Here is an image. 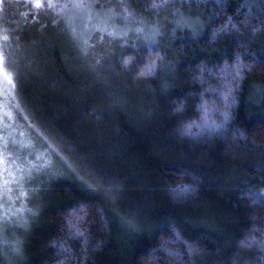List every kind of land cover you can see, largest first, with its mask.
<instances>
[{
  "label": "trees",
  "instance_id": "obj_1",
  "mask_svg": "<svg viewBox=\"0 0 264 264\" xmlns=\"http://www.w3.org/2000/svg\"><path fill=\"white\" fill-rule=\"evenodd\" d=\"M152 2L127 0L137 17L164 26L158 71L135 77L136 61L146 54L131 47L134 32L123 52L105 38L82 55L74 39L46 37L43 27L50 21L29 0H3L0 46L8 36L6 51L14 62L4 70L18 74V90L3 86L65 166L32 197L39 214L29 229L13 235L19 253L0 246V264H264V201L245 194L264 190V0H171L161 10L150 8ZM173 8L195 18L193 26L177 28ZM229 18L239 27L213 35ZM240 43L247 46L244 59L251 68L233 89L234 118L213 134H181L182 119H201L199 91L218 86L217 66L231 64L233 54L243 51ZM102 52L107 54L96 63ZM122 56L134 59L125 66ZM202 64L215 75L202 72ZM181 102L184 111H173ZM224 108L216 94L212 121L221 123ZM236 128L244 138L234 135ZM97 176L103 183H96ZM184 184L193 190L178 197L174 190ZM72 209L78 210L74 222L85 217L86 243L68 235L64 219ZM129 219L139 227L128 228ZM172 229L186 240L202 234L209 239L197 241L200 250L189 256ZM164 241L182 253L179 259L165 254Z\"/></svg>",
  "mask_w": 264,
  "mask_h": 264
},
{
  "label": "snow or ice",
  "instance_id": "obj_2",
  "mask_svg": "<svg viewBox=\"0 0 264 264\" xmlns=\"http://www.w3.org/2000/svg\"><path fill=\"white\" fill-rule=\"evenodd\" d=\"M33 3L37 8L46 7L55 16L52 23L55 25L58 21H62L65 29L77 42L76 46L82 55H87L89 48H94L97 43H102L107 37L108 44L119 43L121 46V52L129 46L130 32L135 33V38L132 39L131 47L138 52H142L146 55H141L139 60L136 61L137 70L133 72L135 77H151L158 71L160 62L163 57L160 52L164 49L160 46V37L163 32V25L158 21L149 22L141 17H137L133 11L129 10L127 0H121L119 4V10L116 5H106L104 3H98L97 0H47V3L41 5V0H33ZM171 3V0H153L149 5L150 8L161 10L167 7ZM0 6H3V0H0ZM173 14L176 15L175 25L179 29H183L185 26L192 27L195 22V18L185 16L178 8H173ZM246 17L248 13L244 14ZM122 18L123 23H117V18ZM35 19V17H33ZM228 26L233 28L239 27L237 24H232V18L226 22L225 25L217 27L213 35L226 30ZM99 33L98 40L91 41L94 33ZM194 37L199 35V30L194 31ZM4 45L0 46V94L3 92L4 77L7 78V83L13 92L18 90V74L13 76L11 73L5 72L4 64L13 63L10 60L11 53L6 51L9 47V37L4 36ZM166 47V46H165ZM242 52H236L233 54V61L231 64L224 63L219 67L220 81L217 87H210L207 90L202 89L198 95L200 100L196 103V110L201 113V119L199 121L194 119H187L181 121L180 132L183 135L198 137L204 133L213 134L217 129L223 126L225 121L233 119L232 110L235 106V100L232 99L233 89L239 84L240 79L245 75V72L251 68V63L244 59L247 54V46L240 43ZM17 50L20 49V45H16ZM109 52L111 49L108 50ZM107 53H99L96 56V63H100L103 57ZM134 58L132 56H122V64L127 66ZM254 59V58H253ZM31 63V62H29ZM201 71H207L210 75H215L212 72V67L202 64ZM229 77L231 79H229ZM202 84H210V81L203 76L198 77ZM235 81V84H232ZM232 84L231 87L228 85ZM167 82L161 84L162 88H167ZM208 92L213 93L211 97L207 95ZM216 94L225 102V108L222 112L223 120L220 124L212 121L211 116L215 114ZM209 99L212 100V104H209ZM173 111L181 113L184 111L183 102L176 105ZM264 123V120L261 121ZM195 129V131H194ZM234 135L240 138H244V132L236 128ZM4 151L7 152V140L5 139ZM60 153L52 148L49 144L47 150L43 156L37 155L35 158L25 157L23 161L15 163L14 167L9 169L8 167H0V197L3 193H7V197L4 203H0V209H3L2 218L5 225L11 221L13 216H19L21 212L27 215L21 217L18 223L26 224L29 217H35L39 214L38 208H26L25 205L32 202L31 197H38L42 194L47 186L53 183L58 173L53 171L55 167V156ZM11 155V153H8ZM31 154H29L30 156ZM6 158L3 154H0V164H4ZM187 171V170H185ZM95 175V173H90ZM7 177V178H5ZM36 177H43L40 183L34 187L31 182ZM96 183H103V177L97 176ZM14 188H19L18 195H12ZM193 190V186L190 184L178 185L174 190L179 197L184 193ZM251 197L253 201H264V190L261 192H254L249 190L245 193ZM8 201H19L20 208L13 211L12 205ZM83 209V205L80 206V210ZM55 211V210H54ZM77 209H72L71 212L65 216L64 223L68 229V235L72 237H80L83 243L87 242V229L85 226V217L77 215L75 222L73 221V213L77 212ZM126 226L130 229H136L139 227L134 219L124 221ZM175 236V241H182L185 246V250L189 256L200 250L197 241L203 239H209L207 234H202L197 237L196 240L183 239L180 232L176 229H172ZM250 240L255 241V237H249ZM5 245H10V251L13 253L20 252V242L18 240L9 241L5 239L3 241ZM55 243V241L53 242ZM168 241H164L161 244V249L166 255H174L177 259L180 258L182 253H175L172 249L165 247ZM246 241H241V244ZM259 246L264 250V239L259 241ZM61 250L68 251L61 242ZM155 250H153V253ZM86 255V252H85ZM152 259H155L154 254H150ZM57 264H63L62 261H58ZM76 264H80V261H76Z\"/></svg>",
  "mask_w": 264,
  "mask_h": 264
},
{
  "label": "rangeland",
  "instance_id": "obj_3",
  "mask_svg": "<svg viewBox=\"0 0 264 264\" xmlns=\"http://www.w3.org/2000/svg\"><path fill=\"white\" fill-rule=\"evenodd\" d=\"M33 6L36 5L33 3V0H29ZM98 3H104L106 5H116L117 10H119V4L121 0H97ZM47 3V0H41V5ZM43 8V10H41ZM38 13H42V17L50 21V25L44 26V31L47 32L48 35L46 37H52V39H57L58 37H63L64 40L71 42L70 39L73 37L69 34V32L65 29L62 21H58L57 24H53L52 20L55 18L54 14L47 9L46 7L37 8ZM117 23H123L122 18H117ZM45 34L44 32H42ZM52 34L49 36V34ZM58 34V35H57ZM65 34V35H64ZM133 32L129 33V36L132 35ZM54 35V36H53ZM93 36H99V33H94ZM107 38V37H106ZM4 84H7V78L4 77ZM9 88L3 86V94L0 96V154H3L6 158V162L4 164H0V167H8L11 169L14 167L15 163H19L23 161L25 157L35 158L37 155L43 156L45 150H47L48 145L51 142L45 137L43 134L38 132L33 126L29 125V121L25 116V112L22 108L18 106L19 102L17 101L14 93L8 95ZM20 108V110H19ZM5 139L7 140V152L4 151ZM53 149H55L52 146ZM58 151L57 149H55ZM59 152V151H58ZM11 153V155H8ZM60 153V152H59ZM29 154H31L29 156ZM62 156H55V167L53 171L55 173H60L64 163ZM7 178V177H5ZM43 179V177H36L32 180L31 184L34 187L37 181ZM20 192L19 188H14L12 195L16 196ZM7 197V193L4 192L3 196L0 197V203H4V200ZM32 199V197H31ZM9 204L12 205L13 211L20 208L19 201L13 202L8 201ZM26 208H31V203L25 205ZM3 209H0V246L3 250L10 248V245H5L3 241L5 239L9 241L14 240V234L18 231H24L29 229L31 222L36 218L29 217L26 224L18 223L21 217L26 216L27 214L21 212L19 216H13L11 221L5 225L4 220L2 218Z\"/></svg>",
  "mask_w": 264,
  "mask_h": 264
}]
</instances>
